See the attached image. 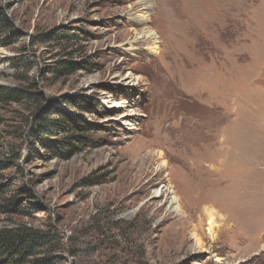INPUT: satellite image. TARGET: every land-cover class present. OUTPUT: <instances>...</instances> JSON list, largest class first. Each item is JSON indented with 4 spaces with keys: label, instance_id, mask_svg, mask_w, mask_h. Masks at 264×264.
<instances>
[{
    "label": "rangeland",
    "instance_id": "374dc122",
    "mask_svg": "<svg viewBox=\"0 0 264 264\" xmlns=\"http://www.w3.org/2000/svg\"><path fill=\"white\" fill-rule=\"evenodd\" d=\"M0 91V264H264V0H0Z\"/></svg>",
    "mask_w": 264,
    "mask_h": 264
},
{
    "label": "trees",
    "instance_id": "16d2710c",
    "mask_svg": "<svg viewBox=\"0 0 264 264\" xmlns=\"http://www.w3.org/2000/svg\"><path fill=\"white\" fill-rule=\"evenodd\" d=\"M4 95L11 96L9 98L18 97V94L15 92L8 91L4 93L0 91V97H3ZM31 238H33V236H31ZM31 238L30 236H25V234L19 230L2 231L0 232V250L4 249L7 253L13 252L14 255H19L21 254L22 250H28L27 247L32 244Z\"/></svg>",
    "mask_w": 264,
    "mask_h": 264
},
{
    "label": "bare ground",
    "instance_id": "6f19581e",
    "mask_svg": "<svg viewBox=\"0 0 264 264\" xmlns=\"http://www.w3.org/2000/svg\"><path fill=\"white\" fill-rule=\"evenodd\" d=\"M207 216H208V220H207V224H208V229H209V232H211V229H213L216 224H215V218L213 216V214L209 211H207Z\"/></svg>",
    "mask_w": 264,
    "mask_h": 264
}]
</instances>
